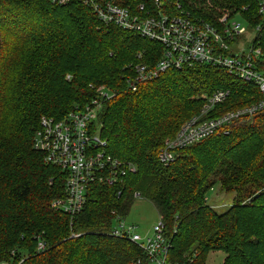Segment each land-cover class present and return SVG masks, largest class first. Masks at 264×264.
<instances>
[{"label": "trees", "instance_id": "1", "mask_svg": "<svg viewBox=\"0 0 264 264\" xmlns=\"http://www.w3.org/2000/svg\"><path fill=\"white\" fill-rule=\"evenodd\" d=\"M112 1L130 10L153 6V0ZM170 1L204 22L215 23L224 10L239 11L247 26L261 27L253 43L264 55L258 15L264 0ZM161 53L157 43L102 25L81 0L63 6L0 0V264L146 263L132 242L109 236L114 218L131 210L134 193L157 209L172 263L205 264L210 253L222 252V264H264V112L177 150L169 165L158 161L166 139L203 105L201 95L225 89V102L249 105L260 91L199 65L166 70L129 91L126 78L136 55L155 65ZM91 83L117 92L99 113L100 137L106 153L135 172L114 186L93 182L71 219L51 206L64 196L66 173L44 163L34 136L41 118L60 120L89 103L96 94ZM215 184L232 195L223 213L207 205Z\"/></svg>", "mask_w": 264, "mask_h": 264}, {"label": "built area", "instance_id": "2", "mask_svg": "<svg viewBox=\"0 0 264 264\" xmlns=\"http://www.w3.org/2000/svg\"><path fill=\"white\" fill-rule=\"evenodd\" d=\"M51 1L63 6L71 0ZM81 1L102 25L135 33L162 47L155 65L144 62L142 54L136 55L138 61L134 65V76L126 84L129 91L135 92L140 85L158 78L166 70L193 65L224 70L236 79L254 83L260 91L261 97L252 104L225 111L215 117L208 115L224 104L229 97V90L215 91L206 96L201 111L188 118L175 137L166 140L158 154L160 164L169 165L174 161L177 150L193 146L211 136L227 134L239 122L264 112V55L253 40L248 49L242 47L236 52L231 50L230 44L246 31L238 21L226 17L221 19L220 32L209 22L191 18L176 1L153 0L151 9L139 5L133 13L129 8L114 4L112 0ZM259 15L264 19V3L260 4ZM255 30L260 32L261 27L257 26ZM95 93L89 103L77 106L60 120L41 118L40 127L34 136L33 147L44 153V163L66 173L64 196L53 200L51 206L71 219L80 213L86 201L85 192L93 182L114 186L118 181L121 182L127 172H135L132 166L106 153L107 142L100 137L97 118L103 104L112 99L115 93L109 89L95 90ZM133 195L136 200L141 198L139 193ZM164 231L165 226L160 220L150 236L142 237L136 232L135 225L126 224L122 218L115 217L109 236L132 242L144 253V264H176L168 258L170 242ZM44 246L41 242L37 249L42 250Z\"/></svg>", "mask_w": 264, "mask_h": 264}, {"label": "rangeland", "instance_id": "3", "mask_svg": "<svg viewBox=\"0 0 264 264\" xmlns=\"http://www.w3.org/2000/svg\"><path fill=\"white\" fill-rule=\"evenodd\" d=\"M136 7H135V9L131 10L132 13L135 12ZM259 10H260V5L258 7V15H259ZM225 17L231 19L232 21H238L242 25L244 30H246L245 33L243 34V36L240 37L241 39H239L237 41V45H240L243 48L245 47V49H248V47L251 44V41L253 40V37H258V35H260V32H257L255 30V28L257 26L256 27H252L251 26V28H250L249 26H247V23L244 21V19L241 18V15H240L239 11H237L236 13H233L232 11H229V10H224L223 13L221 14V17L216 18L215 23L210 22V21L209 22L218 31L222 32L221 31L222 30L221 19H223ZM155 52H157V51H155ZM128 62H132V60H129ZM135 64H137V62H134V64L131 65V68H130L131 74L127 76L128 78H126V84H127V81L130 80L131 78H133V76H134V65ZM66 78H70V75L67 74L65 76V79ZM211 81L212 80H210V79L208 80V82H211ZM93 85L91 83V85H89L88 87L90 89H92V90H99V89L106 90V89H109L110 91L114 92L115 96H116L117 92H115V90L113 91L112 88H108V87H105V86H97L96 87L95 85H94L95 86V88H94ZM205 97H206V95L205 96L201 95L200 98H201V100L202 99L204 100ZM234 100H236V98L232 99V101L225 102L223 106H221L219 108H216L208 116L209 117H215V116H218V115L224 113L225 111L235 110V109H238V107H242L240 105L245 106L244 104H246V103L242 104V103H240V101L235 102ZM77 103H81V102H77ZM202 108H203V105L192 116H194L195 114H198L201 111ZM192 116H190V117H192ZM190 117H188V118H190ZM98 121H99V119L97 118V122ZM169 139H172V138H168L166 140H169ZM165 142L163 143V146H164ZM207 193H208L207 197H206L207 205H209L210 207H213L219 213L225 212L226 209L228 208L229 204L231 203L232 195L228 194V193L225 194L223 192H220L219 191V186L217 184H215L211 188V190L208 191ZM130 209L131 210L129 211V213L123 218V221L126 224L135 225L136 226V232L139 235H141L142 237L150 236L151 233H152L153 227L155 225H157L158 222L160 221L157 209H155L154 205H152L148 200H146L144 198H138V200H135L134 204L132 205V207ZM224 257H225V255L222 252L210 253L207 256L205 264H222V262L224 260Z\"/></svg>", "mask_w": 264, "mask_h": 264}, {"label": "crops", "instance_id": "4", "mask_svg": "<svg viewBox=\"0 0 264 264\" xmlns=\"http://www.w3.org/2000/svg\"><path fill=\"white\" fill-rule=\"evenodd\" d=\"M239 39H241V38L236 39V41H235L234 43L230 44V45H231V50H232L233 52H236L238 49L242 48V46L237 45V41H238ZM145 237H147V236H145Z\"/></svg>", "mask_w": 264, "mask_h": 264}]
</instances>
